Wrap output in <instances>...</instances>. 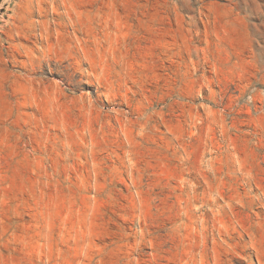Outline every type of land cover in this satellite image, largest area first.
I'll use <instances>...</instances> for the list:
<instances>
[{"label":"rangeland","instance_id":"1","mask_svg":"<svg viewBox=\"0 0 264 264\" xmlns=\"http://www.w3.org/2000/svg\"><path fill=\"white\" fill-rule=\"evenodd\" d=\"M0 264H264V0H0Z\"/></svg>","mask_w":264,"mask_h":264}]
</instances>
